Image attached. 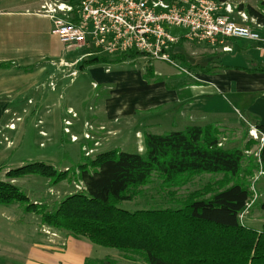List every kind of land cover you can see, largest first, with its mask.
Returning <instances> with one entry per match:
<instances>
[{"label":"trees","instance_id":"1","mask_svg":"<svg viewBox=\"0 0 264 264\" xmlns=\"http://www.w3.org/2000/svg\"><path fill=\"white\" fill-rule=\"evenodd\" d=\"M239 9L256 19L264 32V0L256 6L241 3ZM228 44L236 54L244 50L237 41L229 40ZM136 56L139 54L96 57L79 67L121 64ZM176 58L186 64L182 57ZM220 66V71L215 66L192 70L206 75L226 69L264 74L263 65ZM143 77L148 83L162 80L154 77L153 69H147ZM250 116L264 137V125ZM143 138L142 153L110 150L77 165L73 174L82 191L65 197L51 210L31 203L12 181L37 176L56 186L69 178L70 171H57L44 163L10 170L5 181L0 179V206H24L27 213L40 216L42 226L116 250L126 264H264V224L256 229L241 219L253 197L249 179L260 169L264 172V143L257 158L248 157L245 152L259 144L257 141L251 139L241 148L225 147L222 133L212 124L163 135L147 132ZM154 174L161 180V191L170 197L166 207L135 212L118 207L140 196ZM202 174L222 175L223 179L215 187L208 185L178 197L190 177ZM261 208L264 210V203ZM85 264L98 262L88 260ZM101 264L119 263L107 260Z\"/></svg>","mask_w":264,"mask_h":264},{"label":"rangeland","instance_id":"2","mask_svg":"<svg viewBox=\"0 0 264 264\" xmlns=\"http://www.w3.org/2000/svg\"><path fill=\"white\" fill-rule=\"evenodd\" d=\"M47 1L49 0H42L40 8L36 13L34 12L35 15L45 18L40 15V11L41 6ZM239 1H243L246 5L256 6L260 0ZM236 3L241 4L238 0ZM48 27L50 29L49 22H47V29ZM169 32L173 36L182 37L187 30L169 27ZM48 33L51 43L49 42L46 50H43L50 53L46 59L34 58L27 63L23 61L0 63L1 69L7 65L10 70L5 72L17 76V79L10 85L5 83L8 74L0 77V84L4 83L6 88L0 89V101L9 96L6 94L9 87L12 88L10 99L15 100L14 107L6 110L0 122V179L4 180L6 173L10 170L30 163H44L51 165L57 171H70L69 178L56 186H52L48 179L37 176H28L12 181L30 199L31 203L39 204L42 207L44 205L51 210L65 197L82 191V185L73 174L77 165L86 163L95 155L115 149H123L130 153L135 151L142 153L144 138L143 135H138L135 132L136 128L141 129L140 125H158L159 128L147 130L158 135L170 133L172 129L167 128L165 118L160 119L159 115H155L158 113L154 114L158 117L156 119L150 114L151 116L130 118L125 123L122 122L123 118L117 123L108 122L104 116L103 108L109 97V89L113 88V84L101 85L96 89L88 71L86 73L82 69H79L78 76H72L71 72L78 70L80 63L92 58L80 60L84 52L65 49L61 44L57 45L53 41L56 38L51 36L49 30ZM237 42L243 43L244 41ZM245 44L248 45L247 42ZM248 49L250 47L245 46L244 51ZM173 52V64L136 56L135 59L121 64L99 65L94 68L104 67L109 69L112 74L118 73L120 70L139 72L142 78H144L147 69H153L156 79L175 83L176 79L181 78L189 83L197 79L196 75H200L194 73L192 69L197 66L203 68L215 66V69L220 71V62L227 56V53L221 48L185 42L176 46ZM176 57H182L186 64ZM51 61H54L56 65H60V61L67 64L68 66L60 68L65 72L57 70L56 66L51 65ZM74 63H77V66L73 67ZM228 63L242 65L244 61H229ZM184 68H187L188 71L184 72ZM37 72L38 74H36ZM33 73L35 76L30 77ZM230 97L219 96V101L216 102L231 111L232 115H207V119L198 122V124H212L217 127L222 133L223 146L241 148L251 139L254 140L250 132L255 128L256 121L241 109L239 112H234L233 110L236 111L235 105ZM257 142L259 144L253 146L251 151L245 152L248 157L257 158L259 156L262 143L261 141ZM77 172L78 170H76ZM222 179V175L214 174L192 176L187 185L179 189L177 195L185 197L208 185L215 187ZM249 181L253 197L241 219L246 225L260 229L264 224V210L261 208L264 203L263 170L260 169L258 173L250 177ZM169 200V195L161 191V180L154 174L149 184L142 189L140 196L133 201L122 202L118 207L128 212H135L166 207ZM40 219L37 214L27 213L25 207L21 205L0 206V239L6 248L9 246L15 248L16 246L18 251L16 264H23L26 245L30 240L45 239L52 242L59 236V232L42 226ZM99 248L103 249L105 254L115 255L118 253L113 249Z\"/></svg>","mask_w":264,"mask_h":264},{"label":"crops","instance_id":"3","mask_svg":"<svg viewBox=\"0 0 264 264\" xmlns=\"http://www.w3.org/2000/svg\"><path fill=\"white\" fill-rule=\"evenodd\" d=\"M238 2L245 4L243 1L238 0ZM41 3L42 0H0V63H15L16 61L27 63L34 58L44 60L50 56L49 52L43 50H46L49 42L51 43L48 38V30L51 33V23L48 19L35 15ZM47 22H49L50 29L49 27L47 29ZM53 41L57 45L60 44L57 39ZM244 42L241 45L244 48L248 46L250 49L243 50L241 54L233 51L225 52L227 56L220 63L225 66L238 67L264 66V45L252 42H247L248 45H246ZM76 50L86 52L80 48ZM229 61H244V64H229ZM51 65L65 72L60 69L65 65L64 62L60 61V65H56L54 61H51ZM72 65L75 67L77 63ZM79 69L80 67L74 71L77 76ZM6 70H10L7 65L5 68H0V77L8 74L5 83L10 85L17 79V76L5 72ZM82 70L86 73L88 71L96 89L101 85L113 84L103 108L106 120L111 123H117L122 118V122L125 123L130 118L144 115H153L156 119L158 117L155 115H159L160 119L165 118L167 128L172 129L170 131H183L189 126H204L198 122L207 119V115H232L231 111L216 102L219 101V96H231L235 105L234 109H236V111L233 110L234 112H239L241 109L249 116L257 117L264 125V74H250L242 70L226 69L216 75H196L197 79L189 83L181 78L176 79L175 83L167 80H155L148 83L139 72L120 70L112 74L109 69L94 68V66L84 67ZM32 76H35V73L30 75ZM178 86L181 88L177 90ZM1 88H5L4 83L0 84ZM10 93H12L11 87L6 93L9 96L0 101V122L6 110L8 111L15 105V100L10 99ZM126 123L129 124V122ZM140 127L141 129L136 128L135 132L143 137L148 132L147 130L159 128L158 125H140ZM26 246L23 264H85L88 260L96 261L98 264L107 260L126 264L119 253L105 254L103 249L87 240L76 239L63 232H59V236L52 242L35 239L30 240ZM17 255L16 246L6 248L0 239V264H16Z\"/></svg>","mask_w":264,"mask_h":264},{"label":"built area","instance_id":"4","mask_svg":"<svg viewBox=\"0 0 264 264\" xmlns=\"http://www.w3.org/2000/svg\"><path fill=\"white\" fill-rule=\"evenodd\" d=\"M40 15L51 21V34L65 49L86 51L80 60L137 53L173 64L174 48L182 42L218 47L224 52L233 51L229 40L264 45L263 27L233 1L49 0L41 6ZM169 27L187 32L176 37ZM76 75L73 72L72 76ZM250 135L263 145L264 137L255 128Z\"/></svg>","mask_w":264,"mask_h":264}]
</instances>
